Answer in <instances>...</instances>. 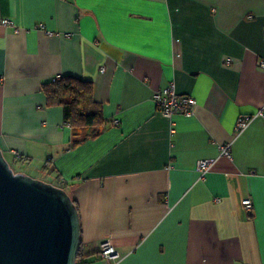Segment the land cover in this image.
I'll return each mask as SVG.
<instances>
[{
  "label": "crops",
  "instance_id": "crops-1",
  "mask_svg": "<svg viewBox=\"0 0 264 264\" xmlns=\"http://www.w3.org/2000/svg\"><path fill=\"white\" fill-rule=\"evenodd\" d=\"M263 62L264 0H0V147L76 200L77 264H264ZM67 75L107 120L77 145L43 90ZM172 82L193 114L156 105Z\"/></svg>",
  "mask_w": 264,
  "mask_h": 264
},
{
  "label": "water",
  "instance_id": "water-1",
  "mask_svg": "<svg viewBox=\"0 0 264 264\" xmlns=\"http://www.w3.org/2000/svg\"><path fill=\"white\" fill-rule=\"evenodd\" d=\"M81 235L69 192L16 172L0 147V264H77Z\"/></svg>",
  "mask_w": 264,
  "mask_h": 264
},
{
  "label": "trees",
  "instance_id": "trees-1",
  "mask_svg": "<svg viewBox=\"0 0 264 264\" xmlns=\"http://www.w3.org/2000/svg\"><path fill=\"white\" fill-rule=\"evenodd\" d=\"M43 90L48 106L63 107L65 121L73 131L72 144H80L102 131L107 120L104 118L102 105L94 98L92 81L67 75L45 82ZM74 201L76 202L75 199ZM81 254L82 247L79 256Z\"/></svg>",
  "mask_w": 264,
  "mask_h": 264
},
{
  "label": "built area",
  "instance_id": "built-area-1",
  "mask_svg": "<svg viewBox=\"0 0 264 264\" xmlns=\"http://www.w3.org/2000/svg\"><path fill=\"white\" fill-rule=\"evenodd\" d=\"M4 24H12V21L8 18L3 19ZM50 34L52 32H49ZM264 65V62L261 63ZM153 99L159 109L168 117H172L177 113H182L186 115H191L194 113L195 107L197 105V99L187 93H180L176 84L172 82L168 86L158 89L153 96ZM250 118L248 117H239L237 122V131L241 132L244 130L250 123ZM115 123H119V119L115 120ZM231 143L220 145L221 155L230 156L231 155ZM17 157H23L21 153H16ZM214 164L213 159H201L197 164V169L201 172L202 176H205L208 171L212 168ZM245 207L248 211H252L254 208V203L252 198L244 199ZM101 254L104 258H113L118 257L119 253L110 241L103 243L101 247Z\"/></svg>",
  "mask_w": 264,
  "mask_h": 264
},
{
  "label": "rangeland",
  "instance_id": "rangeland-1",
  "mask_svg": "<svg viewBox=\"0 0 264 264\" xmlns=\"http://www.w3.org/2000/svg\"><path fill=\"white\" fill-rule=\"evenodd\" d=\"M6 158L8 159V161L10 162L12 168L16 171V172H19V171H24V167L22 166V164H20L18 161H14L12 160L10 157L6 156ZM25 172V171H24ZM27 173V172H26ZM30 175V174H29ZM33 176V175H31ZM33 177H39L40 179H43L45 181H49V178L45 175H39V176H33Z\"/></svg>",
  "mask_w": 264,
  "mask_h": 264
}]
</instances>
